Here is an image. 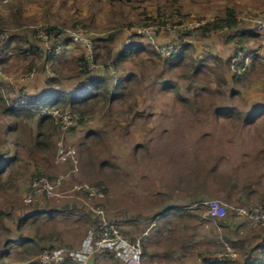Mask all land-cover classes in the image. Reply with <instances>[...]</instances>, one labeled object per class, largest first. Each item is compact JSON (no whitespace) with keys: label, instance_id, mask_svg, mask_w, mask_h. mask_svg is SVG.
I'll list each match as a JSON object with an SVG mask.
<instances>
[{"label":"rangeland","instance_id":"rangeland-1","mask_svg":"<svg viewBox=\"0 0 264 264\" xmlns=\"http://www.w3.org/2000/svg\"><path fill=\"white\" fill-rule=\"evenodd\" d=\"M15 1L0 0V14L6 16ZM19 2L22 27L0 31L8 35L21 33L38 43L42 42L37 37V31L41 28L53 26L63 31L82 27L96 36L104 34L102 28L108 25L104 20L105 13L96 0ZM234 5L239 20L237 29L255 26L256 19L264 14V0H212L206 12L197 5L187 3L183 12L190 13V18L155 21L147 25L135 23L133 27H124L119 31L112 43L113 51L121 41L129 39L134 29L152 26L153 38L152 41L148 40L157 55L161 48L178 42L191 43L198 57L217 51L224 58L230 55L232 57L225 73L227 81L222 88L224 94L205 92L204 96H194L186 92V82L176 75L165 73L162 77L157 72H150V67L147 69L150 72L147 79H132L125 84L126 87L113 90L117 96L106 103L78 106L80 111L87 110L83 116L81 114L80 121L65 127L63 123L60 127L62 120L59 115H71L75 111L70 107L63 111L54 110L57 127L46 128L45 132L39 134V139L44 140L38 144L34 142L38 133L36 120L16 118L17 128L7 137L11 136L12 144L9 146L14 151L16 144L20 157L0 175V254L5 243L12 251L14 246L11 239L15 234L20 233L24 237L37 232V237L26 247L19 244L15 246L17 250L14 249L10 257L5 255L6 261L15 258L14 264H41L37 255L48 246L57 245L67 249L80 246L88 230L95 225L94 217L83 215L84 218H80L81 213H86L85 209H88L83 200L92 204L100 203L106 214L123 209V219L118 221L115 218V222L131 237L139 234L155 219L157 230H153L155 234L147 241L146 251H160L159 264L194 263L196 257L203 260L201 264H232V261L206 263L204 259L223 251L226 245L233 246L238 258L255 248L258 241H263L264 225L249 226L245 217L237 215V208H264V119L257 121V128L252 124L232 127L227 123L229 119L223 116L216 118L213 111L201 103L203 100H213L218 105H236L241 109L264 103V60L263 70L258 69V75L251 73L248 80L243 81V86L237 85L231 80L235 70L231 61L238 48L242 49L245 44L228 42L233 30L224 28L203 33L197 28L199 24L219 14L221 8ZM93 14L95 16L91 21ZM77 20L86 22V25L74 24ZM181 23L184 24L179 25ZM262 41L261 37L259 49L264 52ZM22 46L26 47V44L22 43ZM3 52L1 50V54ZM158 57L161 61L165 58L160 54ZM154 59L158 61L157 57ZM70 63L67 62L64 67ZM244 63L248 64V58ZM48 64L45 56L39 54L13 57L8 65L0 66V87L4 94L13 97L19 91L28 95L42 93L48 87L45 83L47 72L44 68L42 70V65L44 67ZM147 65L151 66L152 63L147 62ZM75 69L68 70L69 75L75 74L78 68ZM119 69L123 75L132 69L137 77L141 75L139 68L131 62H126ZM102 71L104 69H99L97 73ZM106 72L112 76L108 68ZM161 77L177 79L182 86L183 96L196 100L198 104L192 106L189 102L176 100L173 90L161 89ZM78 80V76H74L63 82L73 85ZM9 88L12 90L9 91ZM234 89L239 90V93L231 97L229 94ZM12 121L6 124V128ZM60 142L76 149L75 163L56 162ZM42 154H46V160ZM42 174L52 179L63 175L64 180L55 188L53 196L38 197L37 203L52 209L62 206L64 214L30 222L23 215L29 208L25 195L32 178ZM79 183L103 185L104 198L97 201L70 193L71 187ZM200 197L223 203L227 207L226 215L217 219L200 216L202 200L193 204ZM190 202L191 207H188ZM162 203H172L185 210V213L170 219V210L180 211L172 207L163 209L159 216L155 213ZM74 208L78 209L75 210L77 212L71 213ZM167 219L171 220L170 227L159 230V225ZM9 239L10 242H6ZM255 251V256L260 257L261 249L257 246ZM148 262L149 254L145 263ZM95 264L121 263L97 255Z\"/></svg>","mask_w":264,"mask_h":264},{"label":"trees","instance_id":"trees-1","mask_svg":"<svg viewBox=\"0 0 264 264\" xmlns=\"http://www.w3.org/2000/svg\"><path fill=\"white\" fill-rule=\"evenodd\" d=\"M100 4V9L105 13L106 27L102 28L104 34L99 33L94 37V54L95 60L98 66L94 70H88L84 63V51L79 44H74L77 47L78 54L70 60L71 63L64 67L67 63L64 60V49L58 53L49 55L46 60L49 62V70L46 77V85L50 88L42 93L28 95L24 91H19L13 97H7L0 87V175L4 173L12 162L19 159L20 150L15 145L14 151L10 148L9 144H12L10 137L17 128L16 118H34L36 120V126L38 133L35 139V144H38L44 140L39 139V134L45 132L46 128L57 127L52 111L54 110H66L67 107L72 108L74 111H78L77 108L80 105L91 106L98 102H107L108 100L117 96L113 94V90L120 87H126L132 79L145 80L149 77L150 72H157L162 76L165 73L176 75L179 79L186 82L185 90L188 93H193L194 96H204L205 92H214L224 94L222 89L226 83V66L232 56L224 58L220 51L209 52L205 56L198 57L192 50L191 43H184V45L177 49L170 56L159 59L157 51L150 46V41H146L136 31H132L129 38V43H126V39L123 40L122 46L115 48L112 51V43L116 38L117 33L123 30L124 27L131 28L135 23L150 24L152 22H167L175 18L185 20L190 18V13H184L185 5L192 4L197 5L203 11H207L212 0H96ZM259 2L260 0H254ZM93 7L92 5H89ZM95 7V4H94ZM234 6H225L220 9L219 14L214 18L206 20L202 24H199L197 28L201 29L203 33L210 32L212 30H222L224 28L233 30V33L229 35L228 42H236L243 45V55L239 59L240 66L245 67L242 73L234 72L231 75V80L240 86H243V81L248 80V75L253 73L258 75L261 70L264 60V52L259 48L260 34L255 26L243 29H237L238 18L236 9ZM153 8V9H152ZM21 4L19 0L10 5L7 15L0 14V29H12L15 27H22L21 23ZM95 14L91 15L90 20L94 19ZM134 17V18H133ZM81 23L86 25V22L77 20L74 24ZM51 26L48 29H54ZM235 40V41H233ZM35 41V40H34ZM32 41L27 38L26 35L17 33H11L10 38L5 44H0V66L9 64V60L20 55L27 57L29 55L45 56V45L43 41ZM253 42V45H251ZM15 43V44H14ZM22 43L26 44V47L22 46ZM69 42H66L68 44ZM249 45H246L248 44ZM257 43L256 46L254 44ZM71 44V43H69ZM12 46V47H10ZM10 48L14 51L11 52ZM1 50H4L1 54ZM144 55L147 57L144 58ZM158 58V61L154 58ZM161 58V57H160ZM248 58V64L244 61ZM126 62H131L135 67L141 71L140 77H137L135 71L129 70L124 75L120 74L119 67L123 68ZM147 62H151L152 65H147ZM107 63H114L118 70V79L113 82V77L106 72ZM11 64V63H10ZM245 64V65H244ZM151 67V71L147 69ZM42 68L47 72L46 66L42 65ZM76 73L69 75L68 70H76ZM230 68V67H229ZM104 69V72L97 73V71ZM176 70L178 72L176 73ZM263 70V68H262ZM78 76L79 80L73 84L68 85L64 83V80ZM163 77V76H162ZM161 77V78H162ZM161 89L173 90L175 92L176 100L182 102H189L190 105L196 106L198 104L196 100L190 97L183 96L181 93V87L179 81L172 79L162 78L160 81ZM111 85L113 87H111ZM113 88V89H112ZM22 89V88H21ZM12 88H9V91ZM119 92V91H118ZM239 93V90L234 89L229 94L231 97ZM11 96V94H9ZM195 99V97H194ZM204 107L209 111H213L216 118L223 116L228 120L232 127H243L254 125L257 128V121L264 119V103L256 104L250 109H241L236 105H223L216 104L213 100L202 101ZM200 103V104H201ZM43 108L49 109L51 112L42 114ZM87 111V110H86ZM85 110L80 111V115L86 113ZM38 115V117H37ZM82 118V117H81ZM13 120L9 127L6 124ZM81 120V119H80ZM44 160H46V154H42ZM42 168H45L42 165ZM43 175V174H42ZM28 209H33L34 214L46 213V206H41L34 201L27 204ZM51 211H48L50 213ZM21 219V218H19ZM263 245L259 248L262 251L260 257L253 258L249 252L242 255V259L237 262L236 259L232 260V264H264V234ZM260 245L258 241L257 246ZM50 248L57 247L48 246ZM67 264V263H62Z\"/></svg>","mask_w":264,"mask_h":264},{"label":"built area","instance_id":"built-area-1","mask_svg":"<svg viewBox=\"0 0 264 264\" xmlns=\"http://www.w3.org/2000/svg\"><path fill=\"white\" fill-rule=\"evenodd\" d=\"M183 24L184 23H181L179 25ZM255 27L260 34V37L263 39V44L264 14L256 19ZM48 28L50 27H45L44 29L41 28L37 31V37L43 41L45 45V58L49 55L60 53L64 49L65 43L69 42L81 45L84 51V63L88 70H94L98 66L94 54L95 34L92 31L82 27H75L63 31L58 30L57 28ZM183 28L185 27L183 26ZM134 30L146 41H149L148 39L152 41V34L154 32L152 26L148 28H137ZM0 32L1 43L5 44L10 38V35L3 31ZM126 43H129V39H126ZM183 45L184 43L182 42L166 45L160 49L159 54L166 58ZM242 49L238 48V52L231 61V65L235 69L234 71L238 73H242L245 69V67L240 66L238 61L242 58ZM107 68L110 73H112L113 82H116L118 79L116 66L114 63H107ZM47 112L51 111L47 108H43L41 111L42 114ZM53 112L54 111H52V114L55 116V113ZM59 117L60 120H62L59 125L60 127L63 123L65 124V127L68 124H73L75 121H80L81 119V115L78 111H75L71 115L62 113ZM68 161L72 163L76 162V149L73 146H65L60 142L56 153V162L64 163ZM63 180V175L57 176L55 179H52L47 175L33 177L29 184V191L25 195V202L29 204L36 201L38 197L53 196L55 188ZM69 192L99 201L105 196V187L103 185H87L85 183H79L73 185ZM83 202L86 208H90L89 210L95 213L97 221L95 225L88 230L81 245L76 249H67L65 247L44 248L43 251L37 255L38 261H40L41 264H62L71 262H74L75 264H94L95 257L100 255L107 259H115L121 264H145L147 238L156 226L155 219L139 234L131 237L126 231L122 230V227L107 216L105 208L100 203L92 204L85 200H83ZM200 204L202 205V217L217 219L226 215L227 207L218 200L206 199L201 201ZM237 215L245 217L246 222L251 227L264 225V208L261 206H257L251 210L238 207ZM237 255L238 253L233 246L226 245L223 251L213 253L211 256L207 257V260L211 263H227L236 259Z\"/></svg>","mask_w":264,"mask_h":264},{"label":"crops","instance_id":"crops-1","mask_svg":"<svg viewBox=\"0 0 264 264\" xmlns=\"http://www.w3.org/2000/svg\"><path fill=\"white\" fill-rule=\"evenodd\" d=\"M27 38H29V37H27ZM30 39V38H29ZM122 43H123V41H121L119 44H118V47H121L122 46ZM10 47H12V46H10ZM10 51L11 52H13L14 50L12 49V48H10ZM76 52H78V50H77V47L73 44V43H71V44H66L65 45V47H64V52H63V57H64V60H66L67 62H69L71 59H72V57H74V56H76L77 54H75ZM19 56H22V55H20L19 54ZM13 57H14V55L12 56V58L9 60V62L13 59ZM48 62V61H47ZM46 66V65H45ZM46 69H47V73L48 72H50V70H49V64H48V66H46ZM42 70H43V68H42ZM48 89H50L49 87H46L45 88V90L44 91H47ZM258 105V104H257ZM251 107H253V106H251ZM250 107V108H251ZM249 108V109H250ZM200 200H205V199H202V197H200V198H198L197 200H195V202H193V204H197L196 203V201L198 202H200ZM190 205L188 206V207H191V204H192V202H190L189 203ZM162 206L161 207H159L158 209H156L157 211H156V213L155 214H158L159 215V213L163 210V209H166V208H172V207H175L172 203L171 204H165L164 205V203H162L161 204ZM171 205V206H170ZM195 205H192V206H195ZM177 210H180L179 212H177V211H175V210H170V212H169V216H170V219H172L174 216L176 217V216H178V215H181V214H184L185 213V210H181V209H179V208H177V207H175ZM69 209V208H68ZM33 209H27L26 211H25V213H23V215L24 216H26V219H28V221H30V222H32L33 220H36V219H47V218H56L57 216H60V215H62V214H64V209H63V207L62 206H57V208L56 209H52V208H49V207H46V210H47V212L46 213H43V214H34L33 213V211H32ZM75 210H78L77 208H74L72 211H71V213H76L77 211H75ZM108 210V209H107ZM48 211H51L50 213H48ZM85 211H86V213H81V215H80V218H84V216H87V217H89V218H93L94 217V219H95V223H96V221H97V218H96V216H95V213L94 212H92V211H90L89 209H85ZM80 212V211H79ZM108 212V211H107ZM110 213V214H109ZM189 213H191V211H189ZM122 214H124L123 213V209H121V211L120 212H108L107 213V215L110 217V218H112L114 221L117 219L118 221L119 220H122L123 219V215ZM199 214H200V216H202L201 215V211L199 212ZM84 215V216H83ZM89 215V216H88ZM160 216V215H159ZM168 216V217H169ZM116 218V219H115ZM164 220L160 225H159V230H160V228H164V227H166V228H168V227H170V225L169 224H171V220ZM174 220V219H173ZM160 222V221H159ZM148 226V225H147ZM146 226V227H147ZM33 228H37V227H33ZM153 230H157V228L155 229V227H154V229ZM153 230H152V232H151V234L149 235V237L147 238V241L151 238V236H153L154 234H155V231L153 232ZM158 230V231H159ZM157 231V232H158ZM36 232V231H35ZM36 237H37V232H36V234L35 233H30V234H27V236H24L23 237V234H18V235H16L15 234V236H13L12 237V241L11 242H13L12 244H13V246H14V248L12 249V251L14 250V249H16V247L15 246H17L18 244L19 245H21V246H25L26 247V245H28L29 244V242H31V240H36ZM47 238H49V235H48V237ZM6 242H10V239L9 240H6ZM6 244V243H5ZM3 245V248L1 249L2 251H1V254H0V264H14V262H15V258L13 259V261H6V259H5V255L6 254H8V256L10 257V255H11V249H8L7 248V245ZM147 245H148V243H147ZM261 245H263V242L261 241L260 242V245L258 246V247H260ZM147 247V246H146ZM255 249H257V245H256V247L255 248H251L250 250H248V251H246V253L247 252H249L250 253V255L253 257V258H255L256 256H255ZM260 249V248H259ZM17 250V249H16ZM15 251V250H14ZM148 254H149V262H148V264L151 262V264H159V262H158V256H159V254H160V251H155V250H153V251H149V253H148V251H146V260L148 259ZM242 259V255H239V257L238 258H236V260H237V262L238 261H240ZM146 260H145V262H146ZM202 259H200V257H196V260L194 261V263L192 262V263H188V264H201L202 263ZM204 261L206 262V263H208V260H207V258L206 259H204ZM94 264H95V261L93 262ZM146 264V263H145Z\"/></svg>","mask_w":264,"mask_h":264}]
</instances>
